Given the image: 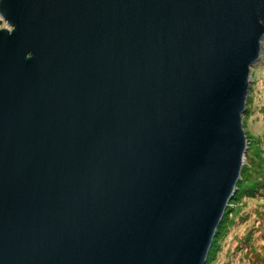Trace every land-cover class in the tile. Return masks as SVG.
Masks as SVG:
<instances>
[{
	"label": "water",
	"instance_id": "obj_1",
	"mask_svg": "<svg viewBox=\"0 0 264 264\" xmlns=\"http://www.w3.org/2000/svg\"><path fill=\"white\" fill-rule=\"evenodd\" d=\"M0 11V264H205L248 148L264 0Z\"/></svg>",
	"mask_w": 264,
	"mask_h": 264
},
{
	"label": "rangeland",
	"instance_id": "obj_2",
	"mask_svg": "<svg viewBox=\"0 0 264 264\" xmlns=\"http://www.w3.org/2000/svg\"><path fill=\"white\" fill-rule=\"evenodd\" d=\"M251 70L242 118L248 148L238 196L225 209L224 223L205 264H264V43Z\"/></svg>",
	"mask_w": 264,
	"mask_h": 264
},
{
	"label": "trees",
	"instance_id": "obj_3",
	"mask_svg": "<svg viewBox=\"0 0 264 264\" xmlns=\"http://www.w3.org/2000/svg\"><path fill=\"white\" fill-rule=\"evenodd\" d=\"M240 181H241V178L238 180L236 190H238V188H239V186H240ZM252 193H255L254 190L252 191ZM237 196H238V194L236 193V194L234 195V197H232V200H234ZM223 218H224V217H223ZM223 223H224V219L221 220V222H220V224H219V226H218V229H217L216 234H215V236H214V239H213V242H212V246H211V248H210V250H209L208 256H210V254H211L212 248H213L214 245H215L216 237L218 236V233L220 232V229H221ZM208 258H209V257H207V259H208Z\"/></svg>",
	"mask_w": 264,
	"mask_h": 264
},
{
	"label": "flooded vegetation",
	"instance_id": "obj_4",
	"mask_svg": "<svg viewBox=\"0 0 264 264\" xmlns=\"http://www.w3.org/2000/svg\"><path fill=\"white\" fill-rule=\"evenodd\" d=\"M0 17H1V23L0 24L5 23V26L0 27V30H3L4 29V30H7L9 32H12V30L14 29V26L9 22L8 19H6L2 15L1 11H0ZM28 56H30V54Z\"/></svg>",
	"mask_w": 264,
	"mask_h": 264
}]
</instances>
